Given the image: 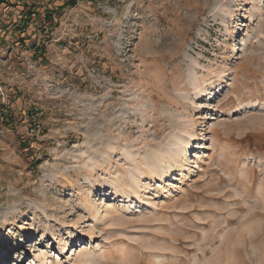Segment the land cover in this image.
Listing matches in <instances>:
<instances>
[{
    "label": "rangeland",
    "instance_id": "374dc122",
    "mask_svg": "<svg viewBox=\"0 0 264 264\" xmlns=\"http://www.w3.org/2000/svg\"><path fill=\"white\" fill-rule=\"evenodd\" d=\"M4 100L0 264H264V0H0Z\"/></svg>",
    "mask_w": 264,
    "mask_h": 264
},
{
    "label": "built area",
    "instance_id": "2783aa9c",
    "mask_svg": "<svg viewBox=\"0 0 264 264\" xmlns=\"http://www.w3.org/2000/svg\"><path fill=\"white\" fill-rule=\"evenodd\" d=\"M38 15L35 10L28 9L25 19L32 25H38L39 21L37 20ZM4 33V32H3ZM22 37V36H20ZM0 115L2 117L10 118L14 120L15 114L13 113L11 107L4 100L2 104H0ZM41 107L37 103H32L28 107L24 109V131L25 134L30 137L38 136L43 130V119L41 117Z\"/></svg>",
    "mask_w": 264,
    "mask_h": 264
},
{
    "label": "bare ground",
    "instance_id": "6f19581e",
    "mask_svg": "<svg viewBox=\"0 0 264 264\" xmlns=\"http://www.w3.org/2000/svg\"><path fill=\"white\" fill-rule=\"evenodd\" d=\"M196 148H200V147L198 145H196L194 142L187 141V140H182L180 142V146H176L175 147L172 157L171 158L169 157L170 160H169V163H168V167H165V169H163V167H162L163 170L160 171V174L162 176L167 175L168 173L172 172L176 168L181 167L183 162L187 163L189 161L188 157L191 156V154L193 153V150L196 149ZM198 168H199V166L196 165L193 169H189L188 171H186L182 175L185 177L187 174H189L191 172H194L195 169H198ZM154 169L155 168L153 166L149 165L147 172L154 173ZM141 184H142L141 178H139V177H133L132 178L131 190L133 191L134 194H136V195L139 194L138 191L142 187ZM97 216L100 217L101 213L98 212ZM82 252H83L82 249H80L77 252V254L80 255ZM8 264H10V263H8Z\"/></svg>",
    "mask_w": 264,
    "mask_h": 264
}]
</instances>
